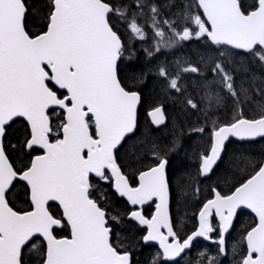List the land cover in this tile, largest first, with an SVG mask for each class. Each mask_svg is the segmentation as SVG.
<instances>
[{
  "label": "snow or ice",
  "instance_id": "snow-or-ice-1",
  "mask_svg": "<svg viewBox=\"0 0 264 264\" xmlns=\"http://www.w3.org/2000/svg\"><path fill=\"white\" fill-rule=\"evenodd\" d=\"M33 7L28 0H0V264H26L25 251L36 247L38 264H133L131 253L119 251L112 243V221H121L109 216L100 202L106 196L96 195L101 182L132 206L127 209L129 220L145 228L141 236L145 243L158 242L166 262L183 259L196 238L209 239L214 231L223 253L224 236L237 210L250 209L257 223L244 237L246 253L240 264H264V160L230 195L216 192L199 212V229L181 240L169 216L167 159L158 157L155 166L139 171L133 182L116 155L137 131L141 100L119 76L127 46L111 14L125 13L108 0H44L36 9L44 23L33 34L29 30ZM196 7L206 19L185 10L175 13L174 20L163 21L176 37L164 46L207 37L216 46L260 55L256 48L264 49V0H253L247 8L242 0H197ZM151 11L157 35L163 36L157 20L160 9L153 4ZM130 27L139 39L145 38L134 19ZM260 59L264 62V55ZM183 71L204 77L198 65ZM210 71L234 104L251 101L258 115L245 118L241 108L232 122L212 129L210 154L202 158L204 176L222 161L230 138H264V85L254 93L252 86L238 88L220 61ZM159 75L175 92L186 91L179 71L170 76L161 66ZM212 82L195 81V87L205 90L203 108L191 97H186V105L206 116L219 106L224 97L212 93ZM253 94L261 99L253 100ZM152 118L156 125L164 123L163 109L157 107ZM20 120L25 126L20 150H27L29 160L17 168L3 141ZM21 183L27 207L18 210L10 196ZM145 206L152 209L150 216L145 215ZM213 214L219 217L216 227L209 219ZM58 229H67L70 236L59 237Z\"/></svg>",
  "mask_w": 264,
  "mask_h": 264
},
{
  "label": "trees",
  "instance_id": "trees-1",
  "mask_svg": "<svg viewBox=\"0 0 264 264\" xmlns=\"http://www.w3.org/2000/svg\"><path fill=\"white\" fill-rule=\"evenodd\" d=\"M149 1V0H147ZM157 5L160 9V14H168V17L175 19L174 14L178 11L183 12L188 10L193 11L194 4L188 0H150ZM149 1V2H150ZM156 1V2H154ZM110 5L116 9L125 10L129 14H134L139 4L138 0H108ZM30 6L33 7L30 19L29 30L33 34L40 31L39 25L44 23L41 15L37 13V8L42 7L44 0H28ZM242 3L247 8L250 3H246V0H242ZM174 4V6H173ZM151 6L153 4H150ZM173 6V7H172ZM112 23L121 36H123L121 30L124 29L122 25H127L126 19L118 13L111 14ZM122 27V29H121ZM141 67L134 68L133 64L123 65L120 64L119 76L128 89L142 93L138 88L133 87L135 82H139L141 79ZM177 68H181L180 65ZM131 79L130 83H133L131 88L125 84L126 79ZM135 80V82H134ZM161 89L155 90L154 87H150L143 92L141 99V106L137 114V131L135 135L128 139L127 142L121 147L116 155L118 156V162L123 166V170L128 174L130 179L135 181V176L141 170H146L151 166H155L157 157L166 158L167 164V177L170 181V214L171 221L174 226V231L181 239L186 238L191 232L195 230V216L200 207L212 198L214 190L224 195H229L240 186L242 182L253 174L254 167L259 161L264 160V149L262 144L264 140L252 143V144H236L229 142L226 146V151L223 154L222 161L219 162L217 167L212 172L208 179H202L199 173L200 157L207 154L208 143L205 145H199L196 149V145L190 143V136L193 130L200 128L195 124L197 116L194 114L196 110L186 105V100L183 96L178 94V100L172 106L171 111L174 114V118H177V123L171 125L169 119L163 128H153L148 119L147 112L157 105L165 104L163 101L156 103L155 99H160ZM155 104V106L153 105ZM231 105L228 103V107L225 105L222 107L219 113L220 118L223 119L224 110L230 109ZM248 118V116H245ZM230 121L222 122V125L228 124ZM25 134L24 123L18 121L11 128H9L3 144L7 149V155L10 162H12L17 168H22L27 164L29 156L27 151H21L20 145L23 143ZM185 143V145H183ZM210 143V140H209ZM187 151L185 150V147ZM180 162V167L178 165ZM202 181V184L206 186L204 194L201 196V200L197 201L196 197L199 196L200 188H198V182ZM99 191L96 195L99 197L103 193L106 199H101L100 202L109 210V216L116 215L120 218V223L112 221L113 237L112 243L118 248L119 251H129L132 255L133 264H160V258L154 256L151 251L145 252V254L139 256L138 252L142 250L141 241L139 240V232H141L133 223L126 220L127 204L117 198L113 194L112 188L101 182L98 185ZM25 190L22 184H18L16 189L10 196L12 205L22 210L27 207V197L24 194ZM55 211V209H54ZM151 208H144L145 215L151 213ZM254 219L247 214L241 213L234 226L233 234L229 244L234 243L233 235L235 231L239 233L237 242L239 244V252H244L243 239L245 234L254 226ZM212 225L216 227L214 220ZM138 230V231H137ZM217 232V231H216ZM68 230L63 229L57 231L59 237L68 236ZM39 247L30 248L25 251L26 264H38L39 261ZM151 260V262L149 261Z\"/></svg>",
  "mask_w": 264,
  "mask_h": 264
},
{
  "label": "flooded vegetation",
  "instance_id": "flooded-vegetation-1",
  "mask_svg": "<svg viewBox=\"0 0 264 264\" xmlns=\"http://www.w3.org/2000/svg\"><path fill=\"white\" fill-rule=\"evenodd\" d=\"M150 1V0H149ZM147 0H139V4L137 6L138 11H140L143 14V18H136L135 22L138 26L141 27L142 31L145 33V38L143 40L139 39L136 34L133 35L129 33L130 31V24L132 14H129L125 10H122L124 12V18L126 19V22L128 24V27L125 28V35L123 36V43L127 46V52L129 53V57H132L131 59L127 58L126 56L123 58L122 64L128 65L133 64L134 68L141 67L139 70L141 71V79L139 82H135L136 85L133 87L138 88L142 93L146 90H148L150 87H154L155 90L161 89V98L155 99L156 103H160L158 101H161L162 99L168 97L169 100H172L171 103L168 105H158L166 107V112H168V109L171 110L172 106L175 104L176 100H178V94L183 96L186 100V97L193 98L196 102H198L203 108L207 101L202 99V95H204L205 90L199 87H195V81L196 80H202L207 79L209 81H213L211 83V91L215 95L216 93H219L220 96L224 97V99H231L229 95H227L225 89H223L222 84L217 82V80H214L213 74L211 73L210 69L214 66V64L207 65L205 61V55L206 53L213 52L214 57L219 53L218 49H225L222 46H216L213 45L207 37H201L199 40H192V41H186V42H180L177 44H174L172 47H166L164 46V42L168 40H174L176 39L174 32L168 28L167 24H164L163 21L165 20H173L168 17V14L162 13L157 17L158 20V27L163 30L164 35L159 36L157 35V27L153 26L152 21V15L148 16V18H145L143 9L151 10V5L154 4L151 1L149 2ZM181 1V0H179ZM194 4L193 11L191 13L193 14H201L202 18L204 19L202 13L199 11V9L196 7L197 0H188ZM249 3L253 2V0H248ZM156 2V1H154ZM157 44H160L159 50H157ZM146 49L148 51H146ZM152 53L151 55L149 53ZM233 55L237 57H242L244 59H252L254 54H240L234 51H231ZM200 54L201 58H197V55ZM128 60V61H127ZM219 61V60H216ZM215 61V62H216ZM182 67H190L193 65H198L201 70L204 72V77H198L196 74L190 73V72H184L183 68L180 70L177 68V66ZM163 66L167 69L170 76H174L177 71L180 72V82L181 84L187 85L186 91H182V93H177L175 90H172L168 86V81L159 75L160 67ZM245 66L248 68L247 63H245ZM255 68L257 66H252V71L255 72ZM228 69L230 73L234 74V71L230 69L229 67L225 68ZM262 76H264V69L261 68L259 71ZM243 75V74H242ZM244 76V75H243ZM246 78H249V73L247 72L244 76ZM130 78L125 80V84L131 88L133 83H130ZM243 81V80H242ZM244 87L254 86L256 85L251 80L244 83ZM142 93H139L141 99H142ZM202 96V97H201ZM170 102V101H169ZM155 106V104H153ZM140 106H141V100H140ZM223 106V105H222ZM222 106H219L217 108L213 107L208 112V115L206 116L203 111L201 112H194V114L197 116V120L195 121V124L197 126H205L206 123L209 121V117H217L218 118V125H222L221 121V113L220 110L222 109ZM153 108V107H152ZM211 143V140H210ZM207 144V142H206ZM204 157V156H203ZM202 158V157H200ZM200 165V164H199ZM198 188H200V191H204L206 186L202 184V181L198 182ZM210 200V199H209ZM207 203V202H205ZM204 205V204H203ZM202 205V206H203ZM242 212H239L236 216L235 222L233 227L235 226V223L237 221L238 216ZM145 233V229L142 232L140 236H142ZM233 233V229L231 231V234ZM225 239V251L224 254L220 252L219 244L216 242L219 240L218 232L214 231L212 234H210V238L213 243L205 244V243H198L195 246L194 251H207L203 252L204 257L207 254H211L212 256H208L212 259L213 264H240L241 258L244 256L239 249V244L241 241H239L237 251H234V246L236 245L237 241L236 238L234 239V243L229 244V241L231 239L230 235ZM239 234V233H238ZM239 239V238H238ZM201 251V252H202ZM145 250H141L138 252V255L141 256L145 254ZM201 252H191L187 254L185 257V260L182 262V264L187 263V257H194L197 260H202L204 257L200 256ZM206 258V257H205ZM151 262V260L149 259ZM151 264V263H150Z\"/></svg>",
  "mask_w": 264,
  "mask_h": 264
},
{
  "label": "rangeland",
  "instance_id": "rangeland-1",
  "mask_svg": "<svg viewBox=\"0 0 264 264\" xmlns=\"http://www.w3.org/2000/svg\"><path fill=\"white\" fill-rule=\"evenodd\" d=\"M246 3H249V1L246 0ZM173 6H174V4H173ZM143 13H144L145 18H148V16H151L152 11L143 9ZM131 17H132V20H131L132 22H133V19L135 22H137L136 18H139V17L143 18V14L140 11L136 10L135 13L131 15ZM130 26H131V24H130ZM121 29H122V27H121ZM121 32L124 36L125 35V29H122ZM129 33L132 35L134 34L131 31V27H130ZM221 51H223L225 53L224 56L219 55V53ZM218 52L219 53L216 55V57H214L213 52L206 53L205 61H206L207 65L209 66L211 64H215V61L219 60L220 62L223 63V66L225 68L229 67L230 69H232L234 71V74H232V73L231 74L234 76L235 81H236V85L238 88L241 85L246 86V85H244L245 82H247V85H248V81L251 80L253 83L256 84L252 87V91L254 93L255 88H258V87H261L262 85H264V76H262L261 73L259 72L261 70V68L264 69V62H262L260 59V55H262L261 53H260V55L254 56L252 59H244L242 57H237V56L233 55V53L228 49H218ZM197 58H201V55L198 54ZM245 63H247L248 68L245 66ZM252 66H257V68H255V72H253L251 70ZM247 72L249 73V78L244 77ZM222 87H223V85H222ZM245 88H248V86ZM225 91H226V89H225ZM226 93H227V91H226ZM202 96H204V95H202ZM260 99H261L260 96L253 94V100L259 101ZM161 101H164L168 107V105L171 103L172 100H169V98L166 97V98L162 99ZM228 103L231 105V107H230V109H226V110L223 109L224 116H223V119H221L222 122L227 121V120H230L232 122V120L238 114H241V108H242V115L244 117L245 116L256 117L258 115L257 105L251 101L243 102L241 106H237L236 104H234L233 99L231 97V99H223L221 101V103L219 104V106L223 105L222 107H224L226 105L228 107ZM219 106H217V107H219ZM217 107H215V108H217ZM173 116H174V114L172 113V111L168 109L167 118L169 119V122L171 123V125H174V123L175 124L177 123V118L176 117L174 118ZM208 119H209V121L206 123L205 126H202L198 129L192 131V134H191L190 140H189V141H191L190 143H192L193 145L197 144L195 146L196 149L199 145H201V146L205 145L207 142L209 146H208L206 153H208V151L210 149L211 143H209V140H211L212 129L214 127H216L217 124L219 123L217 117H209ZM213 122H215V123H213ZM200 129H203V131H200ZM183 145H185V143ZM262 147L264 149V144H262ZM184 148L187 151L186 146ZM156 159H158V157ZM180 164L181 163L178 162L179 167H180ZM203 194H204V191H201L199 193V196L196 197V200L200 201L202 198L201 196ZM238 236H239V234H235L234 237H238ZM235 241H237V240H235ZM238 244H239V242H237L236 245L234 246V251H237ZM201 251L199 250V251H195V252H201ZM203 252H207V251H202L201 253H203ZM208 256H212V255L207 254L205 256L206 258L204 257V255L202 256L204 258L201 260V264H209V261L210 260L212 261L213 258L211 259Z\"/></svg>",
  "mask_w": 264,
  "mask_h": 264
},
{
  "label": "water",
  "instance_id": "water-1",
  "mask_svg": "<svg viewBox=\"0 0 264 264\" xmlns=\"http://www.w3.org/2000/svg\"><path fill=\"white\" fill-rule=\"evenodd\" d=\"M199 11L202 13V9H199ZM204 19H206V17H204ZM209 27H210V25H209ZM210 41V40H209ZM211 42V41H210ZM214 45V44H213ZM224 47H226V48H228V49H230V50H232V51H234V52H237V53H240V54H250V53H247V52H244L243 50H236V49H232L231 48V46H224ZM256 50H259V51H261L262 52V54L264 55V49H262L260 46H257V48H256ZM159 107H161V106H159ZM139 108H140V102L138 103V105H137V113H138V110H139ZM157 108V107H156ZM156 108H153V109H151L150 111H148V113H147V118H148V120H149V122H150V124L154 127V128H157V129H159V128H162V127H164L165 126V124H166V117H165V122L164 123H162V124H160V125H156V124H154L153 123V118H152V112L156 109ZM162 108V107H161ZM163 109V108H162ZM163 111H164V109H163ZM136 119H137V114H136ZM20 121H22V120H20ZM23 122V121H22ZM24 123V122H23ZM211 140H212V137H211ZM262 140H264V138H257L256 140H253V141H248V140H246V141H240V140H237L236 138H230V140L228 141V142H226V145L230 142V141H232V142H235V143H237V144H245V143H254V142H259V141H262ZM210 149H211V146H210ZM27 151V150H26ZM208 154H210V150H209V152H208ZM201 164H202V159H201ZM201 164H200V167H199V172H200V175H201V178H208L210 175H211V173H209V175H207V176H204V175H202L201 174ZM218 164H219V162H218ZM217 164V165H218ZM217 165H215V166H213V170L217 167ZM167 169V168H166ZM212 170V171H213ZM167 173V172H166ZM22 184V183H21ZM235 191V190H234ZM233 191V192H234ZM112 192L119 198V199H122L125 203H126V201H125V199L124 198H120L119 196H118V194H116L115 193V191H114V189L112 188ZM215 193L216 192H214V196H213V198L212 199H214L215 198ZM127 204V203H126ZM128 206H129V208L130 207H132L131 205H129V204H127ZM146 207V206H145ZM203 209V207L201 208V210ZM152 210V209H151ZM200 210V211H201ZM199 211V212H200ZM239 212H244V213H247V214H249V215H251L254 219H255V221H256V223H257V217L255 216V213H252L251 212V210L250 209H246V208H242V209H238L237 210V214L239 213ZM152 214V211H151V213H150V215ZM237 214H236V216H237ZM169 216H170V200H169ZM213 216H214V218H215V220L217 221V223H218V225H219V217H217L215 214H213ZM236 216L234 217V219H233V222H232V226L230 227V229L228 230V232L227 233H225V236H224V240L226 239V237L230 234V232H231V230H232V227H233V224H234V222H235V219H236ZM211 218L212 217H210L209 219L211 220ZM127 219L129 220V218L127 217ZM170 219H171V216H170ZM130 221V220H129ZM132 222V221H131ZM132 223H134L136 226H138L135 222H132ZM196 223H197V227H196V230H198L199 229V225H200V219H199V213L197 214V216H196ZM139 228H142V229H145L143 226H138ZM195 230V231H196ZM57 231H60L59 229L57 230ZM164 231H166V229L164 230ZM193 233V232H192ZM191 233V234H192ZM190 234V235H191ZM211 234V233H210ZM209 234V235H210ZM69 236H70V233H69ZM195 242H206V243H213V242H211L209 239H205V238H203V237H198V238H196V240L193 242V244L195 243ZM143 245L144 246H154V245H156L157 247H158V249H159V251H160V253H162V249L160 248V246H159V244H158V242H155V241H153V242H149V243H145L144 241H143ZM220 246V245H219ZM245 246H246V242H245ZM191 249V248H190ZM189 249V250H190ZM189 250H186L187 252L189 251ZM184 254H182V256H183ZM181 258H176V261H170V262H166V261H163V262H165V263H175V262H177V261H179ZM163 260V259H162Z\"/></svg>",
  "mask_w": 264,
  "mask_h": 264
}]
</instances>
